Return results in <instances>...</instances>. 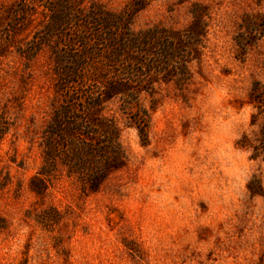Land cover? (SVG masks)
Segmentation results:
<instances>
[{"label": "rangeland", "instance_id": "rangeland-1", "mask_svg": "<svg viewBox=\"0 0 264 264\" xmlns=\"http://www.w3.org/2000/svg\"><path fill=\"white\" fill-rule=\"evenodd\" d=\"M63 1L69 24L49 36V6ZM134 1L0 0V264H264V151L241 145L247 135L257 146L264 121L250 98L264 88V0H144L134 30H181L203 8L192 83L158 81L137 106L112 105L128 166L100 191L84 193L66 175L44 192L32 187L53 114L55 51L87 54L69 45L84 32L80 15ZM87 31L92 56H106L92 24Z\"/></svg>", "mask_w": 264, "mask_h": 264}, {"label": "trees", "instance_id": "trees-1", "mask_svg": "<svg viewBox=\"0 0 264 264\" xmlns=\"http://www.w3.org/2000/svg\"><path fill=\"white\" fill-rule=\"evenodd\" d=\"M64 2L49 6L55 13L49 36L62 35L69 24L71 14H67ZM143 8L144 0H135L120 11L88 9L78 19L84 32L75 36L72 44L69 42L70 46L79 42L87 54L55 51L56 95L41 142V165L31 182L35 191L44 192L60 175L79 182L84 193L100 191L114 173L128 166L122 127L112 105L120 102L122 109L137 106L140 93L155 95L154 88L148 85L158 81H174L182 90L192 83L189 65L201 61L207 34L203 8L195 4L192 21L181 30L158 26L134 30V15ZM90 24L97 30L91 33L97 45L107 46L106 56H92L97 52L89 49ZM263 96L264 88L255 84L250 98L260 112H264ZM252 117L255 124L256 115ZM6 125L0 119V140L7 134ZM135 125L141 142L147 144V120L139 116ZM259 127L257 146L245 135L243 147L264 151V121Z\"/></svg>", "mask_w": 264, "mask_h": 264}]
</instances>
